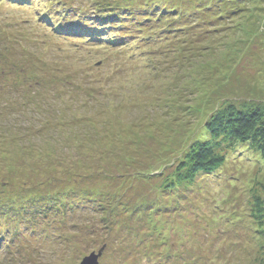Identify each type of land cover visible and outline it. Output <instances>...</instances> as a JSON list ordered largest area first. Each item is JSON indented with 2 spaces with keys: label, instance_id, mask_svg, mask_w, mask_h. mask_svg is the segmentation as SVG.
Returning a JSON list of instances; mask_svg holds the SVG:
<instances>
[{
  "label": "rangeland",
  "instance_id": "1",
  "mask_svg": "<svg viewBox=\"0 0 264 264\" xmlns=\"http://www.w3.org/2000/svg\"><path fill=\"white\" fill-rule=\"evenodd\" d=\"M115 1L0 0V206L29 212L0 264H264V157L166 181L224 103L264 108V0Z\"/></svg>",
  "mask_w": 264,
  "mask_h": 264
},
{
  "label": "trees",
  "instance_id": "2",
  "mask_svg": "<svg viewBox=\"0 0 264 264\" xmlns=\"http://www.w3.org/2000/svg\"><path fill=\"white\" fill-rule=\"evenodd\" d=\"M129 1L130 0H118L117 2L115 1L112 7L115 8L114 10H116V3H120L125 6L129 3ZM152 1L153 0H151V2L149 3L151 4L149 5L150 9L155 6L156 10L160 12V10H158L160 7L165 6L168 8V3L165 4V2L160 1L161 4L157 6L153 4ZM109 7L110 4L108 3L107 6L99 9L98 11L104 12V10H112V8ZM175 7L179 8L177 6ZM142 8H144V5L142 6ZM186 9L183 8V12H186ZM114 10L111 11V13H113ZM146 10L143 9L141 11ZM96 17H99V15ZM109 17L117 20L119 18V16H115V14L109 15ZM143 21L146 20L140 19L137 24H140L141 22L143 23ZM124 22H126V20ZM51 24H53V22H51ZM50 27H52V30L56 34H58L57 32H60V28L56 27V25H52ZM116 28L117 29H115V31L119 30V28L121 27L116 26ZM109 31L110 33L106 31L107 34H100L99 31L98 33L94 34L95 32L91 31V34V32L89 31H85V33L84 29L75 27V32H68V35L73 37H80L81 39H83V41L88 42L102 41L103 44H109L111 46L120 44L119 46L121 47V44L125 43V41L117 40V37L113 36V33L115 31L113 32L111 28L109 29ZM130 34L131 33L128 32L127 35L131 36ZM59 35H61V33H59ZM61 37L64 38V36ZM52 61L53 60L47 62L48 66L52 64ZM5 72L6 71L2 69V73L4 74ZM55 80L53 79L51 80L52 82L45 83V88H47L46 90H48L51 94L52 92H56V89L58 91L59 85L63 84L59 80ZM5 95L8 94L6 93ZM58 96L59 95H56L55 93L52 94V100H60V98H57ZM4 100H7V98H5ZM6 103L7 105H5V109H7V107H11L8 101ZM55 103L60 104V102ZM221 108L220 110L214 112L204 124L203 128L209 136L208 139L204 142L197 141L190 145L185 157L176 164V169L170 175L169 179H166V181H168L167 183H169L170 186L171 184L192 182L194 177L198 174L210 175L218 173L224 166V164H226V151H229V149H232L237 144H239V146L246 145V148L248 150L254 153H258L260 156L264 157V108L260 106H244L242 108H237L236 106H233L231 104L226 105V103H224ZM52 113H55V117L57 118L58 123L59 119L61 120L64 116L63 115L58 118V114L56 113L55 109H53ZM24 206L25 205H23V207H19L18 209L13 208V205L9 208L6 206H0V209L3 211L0 213V225L4 227V232L8 233L11 236L9 238H12V240H14L15 238L13 237V234H17L15 232V229H19V227L22 225H27L28 215L25 214H28L29 212L24 211ZM251 216L257 222V227L261 229L258 230L259 235H262V238L264 239V203L260 200L259 197H256V195H254V203ZM11 219H14V221L10 222ZM2 232L3 230L0 231V234ZM2 246L7 248L8 245L2 243Z\"/></svg>",
  "mask_w": 264,
  "mask_h": 264
},
{
  "label": "water",
  "instance_id": "3",
  "mask_svg": "<svg viewBox=\"0 0 264 264\" xmlns=\"http://www.w3.org/2000/svg\"><path fill=\"white\" fill-rule=\"evenodd\" d=\"M100 254L96 255L91 253L89 256L85 257L80 264H98V258Z\"/></svg>",
  "mask_w": 264,
  "mask_h": 264
}]
</instances>
